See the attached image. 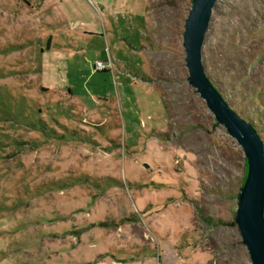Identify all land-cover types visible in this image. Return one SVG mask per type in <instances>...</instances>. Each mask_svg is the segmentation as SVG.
I'll return each mask as SVG.
<instances>
[{
	"label": "rangeland",
	"instance_id": "rangeland-1",
	"mask_svg": "<svg viewBox=\"0 0 264 264\" xmlns=\"http://www.w3.org/2000/svg\"><path fill=\"white\" fill-rule=\"evenodd\" d=\"M47 5L0 0V264H147L164 241L181 264H252L235 223L244 151L187 80L192 0H101L107 72L81 56L50 70L64 51L48 48ZM203 46L207 75L264 140V0H218ZM150 62L165 103L131 78ZM66 87L74 98L54 91Z\"/></svg>",
	"mask_w": 264,
	"mask_h": 264
},
{
	"label": "water",
	"instance_id": "water-1",
	"mask_svg": "<svg viewBox=\"0 0 264 264\" xmlns=\"http://www.w3.org/2000/svg\"><path fill=\"white\" fill-rule=\"evenodd\" d=\"M218 0H192L184 25L183 46L188 83L205 101L216 121L243 149L247 176L237 196L235 223L252 264H264V140L255 125L225 99L205 71L203 45ZM51 40L48 41L50 48Z\"/></svg>",
	"mask_w": 264,
	"mask_h": 264
},
{
	"label": "crops",
	"instance_id": "crops-1",
	"mask_svg": "<svg viewBox=\"0 0 264 264\" xmlns=\"http://www.w3.org/2000/svg\"><path fill=\"white\" fill-rule=\"evenodd\" d=\"M89 1L92 4V6L88 7L89 9L88 14H76L77 13L76 5L78 4L77 2H75V0H43V3L48 4L46 11L40 14L41 18L43 19L42 20L44 23L43 26L46 27L45 25H47L56 32L53 34L52 37L53 39L51 44L52 47L54 46V44L62 45L63 48L61 51H64V53H60L59 55L56 54L55 56H53L54 57L52 59L53 61H50L49 63L50 70H52V67L57 66L58 63L62 65V67L64 66L69 67L70 64H72V62L75 61H81L82 63L80 64H83L84 60L80 58L81 56L84 59L87 58L89 60H92V62H94L93 72L108 71V70L105 71L96 70L95 64L97 61H107L104 60L105 57H103L104 59L101 58V46H103L106 43V45L110 48L111 42H113L115 39V36L109 39L106 38L107 36L106 29L111 27L109 22L110 19L107 17L109 16L111 18L112 16L109 14H101L97 12L98 8L96 6L101 5V0H89ZM87 4L90 6L89 2H87ZM148 16H149V10H148ZM74 24H78V28L69 27L70 25L72 26ZM44 32L46 31L44 30L43 34ZM61 32H65V35L61 34ZM56 34L58 35L57 42L55 40ZM95 39H97V42L95 41ZM76 44L77 46H75ZM79 45H83L84 47L79 48ZM91 46L94 47L91 48ZM53 50L56 52H61L60 49L58 48ZM70 50H72L73 52L72 54L67 53ZM142 50L144 51L146 56H148L147 55L148 52H151V51H147L146 44L142 46ZM109 58H111V55L108 56V60ZM148 58L151 59V56L150 57L148 56L147 60H149ZM151 66L153 67L152 62H150V64L148 65V74H146V77L140 76L137 79L136 77L132 76L131 78L133 81L135 82L137 81L144 86H148V85L156 86L159 90L160 97L164 102L163 91L160 86L161 82L155 81L154 78L151 76L150 70L153 69L151 68ZM111 71H113V68L111 69ZM50 76L54 77V74ZM52 80L53 79H51V82ZM51 84L54 88L57 86V84L54 83ZM52 86L50 85V88ZM65 89L69 90L68 97L74 98L73 96L74 94L72 93L70 87H66L64 89H58L60 91L55 89L54 91L59 94ZM171 246L172 247H169V243L164 241L163 244L160 245V252L157 253L156 255L150 254L153 256H149L148 259L146 260V263L149 262L147 264H181L179 259L180 255L178 254L174 243L171 242ZM133 260L136 259L133 258ZM128 264H135V262L132 261L131 263L129 262ZM136 264H140V261H138Z\"/></svg>",
	"mask_w": 264,
	"mask_h": 264
},
{
	"label": "built area",
	"instance_id": "built-area-1",
	"mask_svg": "<svg viewBox=\"0 0 264 264\" xmlns=\"http://www.w3.org/2000/svg\"><path fill=\"white\" fill-rule=\"evenodd\" d=\"M113 60L109 58L107 61H97L95 64V69L98 71L111 70L113 68Z\"/></svg>",
	"mask_w": 264,
	"mask_h": 264
},
{
	"label": "trees",
	"instance_id": "trees-1",
	"mask_svg": "<svg viewBox=\"0 0 264 264\" xmlns=\"http://www.w3.org/2000/svg\"><path fill=\"white\" fill-rule=\"evenodd\" d=\"M217 124V123H216ZM254 124V123H253ZM255 125V127L257 128V126H256V124H254ZM258 130V129H257ZM247 169H248V165H247V160H246V173H245V177H244V180H243V183H244V181H245V179H246V176H247ZM208 223H210V222H212L210 219H207L206 220ZM213 223H215L214 221H213ZM223 222H221V221H218V222H216L215 224L216 225H218V224H222Z\"/></svg>",
	"mask_w": 264,
	"mask_h": 264
}]
</instances>
